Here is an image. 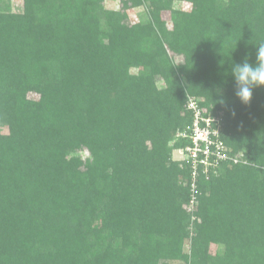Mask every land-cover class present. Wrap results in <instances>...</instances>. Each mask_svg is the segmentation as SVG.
<instances>
[{
    "label": "trees",
    "instance_id": "1",
    "mask_svg": "<svg viewBox=\"0 0 264 264\" xmlns=\"http://www.w3.org/2000/svg\"><path fill=\"white\" fill-rule=\"evenodd\" d=\"M23 2L0 0V264H264V86L243 104L232 76L264 0ZM190 96L241 160L196 191Z\"/></svg>",
    "mask_w": 264,
    "mask_h": 264
},
{
    "label": "built area",
    "instance_id": "2",
    "mask_svg": "<svg viewBox=\"0 0 264 264\" xmlns=\"http://www.w3.org/2000/svg\"><path fill=\"white\" fill-rule=\"evenodd\" d=\"M187 110L193 114V123L185 132L179 133V138L190 139L191 144L181 150L185 160L190 161L192 167V189L196 191L200 175L209 177L216 173L221 164L234 160L227 151L221 139L220 121L212 116H205L204 110L194 98H189ZM195 203V197L192 198Z\"/></svg>",
    "mask_w": 264,
    "mask_h": 264
},
{
    "label": "clouds",
    "instance_id": "3",
    "mask_svg": "<svg viewBox=\"0 0 264 264\" xmlns=\"http://www.w3.org/2000/svg\"><path fill=\"white\" fill-rule=\"evenodd\" d=\"M256 53V64L247 62L234 64L232 76L235 81V95L243 104H248L255 87L264 86V43H260ZM223 103V101H221Z\"/></svg>",
    "mask_w": 264,
    "mask_h": 264
},
{
    "label": "rangeland",
    "instance_id": "4",
    "mask_svg": "<svg viewBox=\"0 0 264 264\" xmlns=\"http://www.w3.org/2000/svg\"><path fill=\"white\" fill-rule=\"evenodd\" d=\"M9 1H10L11 7L14 10V12H20V11L23 10V4H24L23 0H9ZM106 7L110 8V9H113V8L120 9L121 8V4H120L119 1H117L115 3L114 2H106ZM184 7L186 8L187 11H189V9H190L189 6L187 7V5H184ZM129 14H130V20H131L132 23H138L140 21H145L148 18L147 17L146 9H144V8L131 9L129 11ZM162 19H163L164 22L167 23L169 29H171L172 28V23H171L170 13H168V12L163 13L162 14ZM182 60H183L182 57H177L176 58V62L177 63L182 62ZM163 85H164L163 82H161L159 84L160 87H162ZM31 97H33L34 99H37L36 96H32L31 95ZM190 98H194L195 100H197V98L192 97V96H190ZM197 102H199V101L197 100ZM178 135H177V137H178ZM174 143H175V141H174ZM181 150L182 149H176V150H174V152L172 153V159L174 161H176V162L183 163V162H185V159H184L185 156L181 153ZM237 161H238V163H240L241 160L239 158H237ZM192 196H193V194H192ZM192 196H191V198H193ZM197 202H198V199L196 197L195 203H192V202L190 203L191 211L194 208L197 207V205H198Z\"/></svg>",
    "mask_w": 264,
    "mask_h": 264
}]
</instances>
